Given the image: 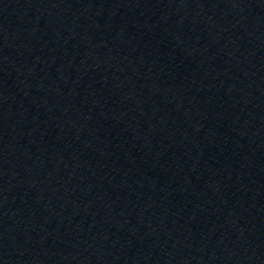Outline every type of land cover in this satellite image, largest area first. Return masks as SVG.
<instances>
[{
	"label": "water",
	"instance_id": "water-1",
	"mask_svg": "<svg viewBox=\"0 0 264 264\" xmlns=\"http://www.w3.org/2000/svg\"><path fill=\"white\" fill-rule=\"evenodd\" d=\"M0 264H264V0H0Z\"/></svg>",
	"mask_w": 264,
	"mask_h": 264
}]
</instances>
